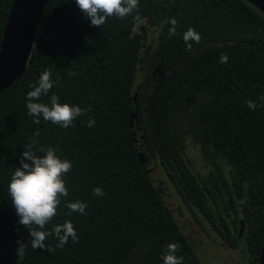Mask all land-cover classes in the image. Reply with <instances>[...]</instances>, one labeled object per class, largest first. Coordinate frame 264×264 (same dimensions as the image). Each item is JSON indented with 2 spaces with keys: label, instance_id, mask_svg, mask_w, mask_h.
Listing matches in <instances>:
<instances>
[{
  "label": "trees",
  "instance_id": "trees-1",
  "mask_svg": "<svg viewBox=\"0 0 264 264\" xmlns=\"http://www.w3.org/2000/svg\"><path fill=\"white\" fill-rule=\"evenodd\" d=\"M12 1L0 0V41ZM189 28L201 37L191 48L183 39ZM45 70L59 81L39 102L50 105L55 94L86 110L67 128L28 115L26 94ZM261 96L264 14L246 0H139L132 14L110 17L100 28L75 0H46L29 63L0 91V264H163L168 243L179 244L183 264H202L193 234L239 250L240 264H258ZM33 140V150L52 147L72 163L64 177L69 194L46 230L68 220L78 240L55 248L50 237L45 244L53 252L31 247L8 193ZM152 166L162 169L188 212L177 204L179 221L149 176ZM96 187L103 195L93 193ZM74 201L86 204L85 214L68 215ZM19 240L23 258L16 256Z\"/></svg>",
  "mask_w": 264,
  "mask_h": 264
},
{
  "label": "clouds",
  "instance_id": "clouds-1",
  "mask_svg": "<svg viewBox=\"0 0 264 264\" xmlns=\"http://www.w3.org/2000/svg\"><path fill=\"white\" fill-rule=\"evenodd\" d=\"M79 11L90 20V25L100 28L108 18H124L132 14L139 7V0H75ZM172 27L169 34H176L177 21L169 19ZM183 39L187 46L191 48L190 41L200 42V34L194 29L189 28L184 34ZM227 55L222 54L221 63L227 62ZM75 75V73H73ZM59 78L53 81L50 71H43L36 84L30 85L31 90L27 92L26 108L28 115L34 118V122L39 124L40 118L61 127L67 128L86 110L76 105L59 102V97L55 94L50 97V105L39 102L41 97L47 95L54 83L58 86ZM264 100V96L259 98ZM249 109L255 110L257 104L249 101ZM89 127L95 125V120L87 121ZM35 135H39L37 132ZM37 144L33 140L31 144L23 149L19 158V167L11 175L8 183V193L11 204L19 217L18 223L23 225L31 237V247L42 251L53 252L55 248H63L69 239L77 242L76 230L71 221H64L46 230L48 225L57 215V210L61 204V198L68 196V189L65 183V175L71 170L72 163L67 159L58 157L56 150L52 147L47 149L37 148L33 150V145ZM37 153H42L38 155ZM97 196L103 195V190L99 187L93 189ZM86 204L81 201L67 203L68 215L72 212L85 214ZM54 237L57 240L55 248L48 247L45 241ZM16 249V256L23 258L25 245L19 240ZM180 246L178 243H168L166 251L162 255L163 264H183V257L176 255Z\"/></svg>",
  "mask_w": 264,
  "mask_h": 264
},
{
  "label": "water",
  "instance_id": "water-1",
  "mask_svg": "<svg viewBox=\"0 0 264 264\" xmlns=\"http://www.w3.org/2000/svg\"><path fill=\"white\" fill-rule=\"evenodd\" d=\"M264 14V0H246ZM46 0H13L0 41V91L29 63L37 25ZM241 232V231H239ZM258 264H264V241Z\"/></svg>",
  "mask_w": 264,
  "mask_h": 264
},
{
  "label": "rangeland",
  "instance_id": "rangeland-1",
  "mask_svg": "<svg viewBox=\"0 0 264 264\" xmlns=\"http://www.w3.org/2000/svg\"><path fill=\"white\" fill-rule=\"evenodd\" d=\"M141 23L142 21L138 22L136 27ZM136 29L137 28H135L134 31H136ZM150 172L149 176L151 180L160 182L163 187L162 194L165 196L166 202H168L169 207L172 208L171 210L175 213V217L178 218L179 221L184 216L181 210L187 212L185 206L182 204V201L175 193L172 185L168 182L160 167L152 166ZM177 204H179L181 210ZM185 221L186 219H184L183 222ZM187 229L188 228L186 227V230ZM193 236V242H195L196 247L201 251L199 259L202 264H235V262L240 259L239 250H229L225 248L221 243L216 242L214 237L208 235L207 238L204 239L199 234H193ZM214 243L215 246L213 245Z\"/></svg>",
  "mask_w": 264,
  "mask_h": 264
},
{
  "label": "flooded vegetation",
  "instance_id": "flooded-vegetation-1",
  "mask_svg": "<svg viewBox=\"0 0 264 264\" xmlns=\"http://www.w3.org/2000/svg\"><path fill=\"white\" fill-rule=\"evenodd\" d=\"M239 262H240V260H237V262H235V264H240Z\"/></svg>",
  "mask_w": 264,
  "mask_h": 264
}]
</instances>
